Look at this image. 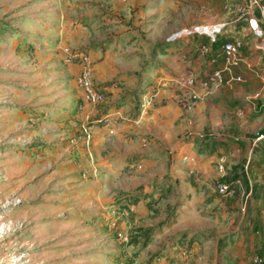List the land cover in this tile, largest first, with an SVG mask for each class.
<instances>
[{"label":"crops","instance_id":"obj_1","mask_svg":"<svg viewBox=\"0 0 264 264\" xmlns=\"http://www.w3.org/2000/svg\"><path fill=\"white\" fill-rule=\"evenodd\" d=\"M176 1L183 7L187 0ZM123 3L117 0L116 10L125 16L131 6L137 7L136 62L144 64L153 57L140 75L128 74L123 47H92L89 27L68 26L65 40L45 35L35 49L27 42L15 47L8 46L5 38L0 41V64L14 58L24 76L44 74L47 68L55 74L49 93L44 92L45 85L21 83L39 91L22 110H13L19 100L12 92L8 96L13 97L0 100V136L18 131L41 136L40 160L46 165L52 158L58 170L55 175L62 172L55 179L68 182L76 192L85 188V211L72 215L71 226L84 225L86 235L97 233L103 238L113 218L112 187L122 192L119 202L129 208L123 209L125 216L118 226L128 238L132 235L128 248L151 252L162 250L165 244L168 264H257L258 255L264 258V231L246 223V208L250 202L264 211V35L257 36L251 23L255 18L264 31L260 10H247L246 18L238 9L222 13L215 4L210 14L197 15L192 21L194 25L228 22V30L216 42L204 36L174 42L170 37L192 25L188 17L170 28L157 20L173 6L172 0ZM234 39L244 41L239 64L225 71L228 83L206 91L199 81L225 66L222 45ZM159 42L164 45L157 46ZM203 43L216 55L215 63L200 54ZM68 46L96 60L94 76L108 85L100 105L83 99L76 80L81 61L67 62ZM191 72L199 78L193 88L200 98L186 109L178 98L188 91L183 79ZM68 87L75 92H68ZM144 96L146 106H142ZM105 115L110 117L86 139L90 119ZM221 163L227 170L224 178ZM220 179L238 181L235 196L218 193ZM103 192V197L95 196ZM102 200L107 210L101 207ZM69 209L74 213L73 207ZM65 214L60 212V216Z\"/></svg>","mask_w":264,"mask_h":264},{"label":"rangeland","instance_id":"obj_2","mask_svg":"<svg viewBox=\"0 0 264 264\" xmlns=\"http://www.w3.org/2000/svg\"><path fill=\"white\" fill-rule=\"evenodd\" d=\"M172 1L174 4L169 6L164 17L157 18L169 28L175 24L173 22L180 23L186 17L193 26L192 20L197 15L210 14L215 4L222 13L231 8L243 10L250 4V0H187L181 7L178 1ZM118 2L122 3L121 0ZM116 7L117 0H0V41L5 38L8 46L15 47L27 42L35 49L39 45L37 42L43 43L41 40L45 35H58L65 40L68 26L89 27L93 29L92 47L102 50L123 47L126 54L122 60L129 67L128 74L140 75L142 67L150 65L153 57L145 59L144 64L136 62L135 52L139 44L133 32L138 28L135 25L137 7L131 6L127 16ZM156 45L161 47L164 44L159 42ZM67 50L79 48L68 46ZM14 61L10 58L0 64V100L13 97L8 96L12 92L19 100L13 110H22L39 91L23 87L21 83L28 81L30 84L45 85L44 92L49 93L55 74L47 68L44 74L24 76ZM64 63L63 59L62 65ZM67 89L71 94L75 92L73 87ZM99 118L94 117L90 122ZM28 133L18 131L13 135L0 136V264H74L77 261H101V264H114L115 261L122 264H155L156 261V264H168L167 245L164 244L162 250L149 252L148 249L128 248L133 241L132 235L128 242L120 239L119 214L124 208H129L119 202L122 192L116 188L111 187L110 196L115 202L111 203L112 209L109 207L118 223L114 227L109 225L111 218L102 233L103 238L97 233L86 235L84 225L77 228L71 226L75 220L72 215L75 217L85 211L82 209L86 202L85 188L76 192L74 188L70 189L68 182L55 179L62 172L55 175L58 170L52 158L46 165L40 160L43 156L38 143L41 136L34 137L33 133V136H28ZM105 192L95 196L103 197ZM100 203L107 210L104 201ZM70 207L74 208L72 214ZM246 209L249 211L246 223L256 226L255 230L262 227L264 231V211L250 202ZM61 211L66 214L60 216ZM108 234H111L109 238ZM117 243L119 247L115 246Z\"/></svg>","mask_w":264,"mask_h":264},{"label":"built area","instance_id":"obj_3","mask_svg":"<svg viewBox=\"0 0 264 264\" xmlns=\"http://www.w3.org/2000/svg\"><path fill=\"white\" fill-rule=\"evenodd\" d=\"M124 3L134 1V0H121ZM251 6V7H250ZM258 8L262 15V20L264 22V3H261L258 0H250V4L246 5V8L243 10H239L241 17L247 18V10H252L254 8ZM252 27L254 33L262 37L264 35V31L262 30L260 24L257 22L255 18H251ZM229 23L228 22H218L209 25H200L196 24L191 27H188L181 32L174 34L171 37L172 41H177L179 39L193 37V36H204L207 37L210 41L216 42L221 34L228 30ZM244 46V41L242 39H234L227 40L222 45V52L225 66L223 68L214 69L211 73H209L206 78L199 81L197 74L191 72L188 76L183 79L185 86L188 87V91L183 95L179 96L178 102L186 109H191L197 100L200 98L199 94L194 90V86L196 82H200V85L208 92L213 89H217L226 83L229 82L224 75L225 71L231 69L233 66L239 64L241 60V50ZM199 52L202 56L211 57V62L215 63L217 60L216 55L212 53V49L208 44H199ZM66 60L67 62L74 63L77 61H81V69L76 78L78 86L81 88L83 93V99L86 102L93 103L95 105H100L106 98V89L107 84L101 83L96 80L94 76V59L83 50H67L66 51ZM237 80H241V77H237ZM144 100L145 96H144ZM143 101L142 106H146L148 102ZM110 116L105 115L103 118L98 119L97 121L88 123L85 127L86 139H91L92 132L94 127L106 121ZM263 137V136H260ZM220 174L221 178L226 177L227 170L223 163L220 164ZM234 182H226L218 180L216 183V189L219 194L223 196H235L237 193V183ZM119 211V210H118ZM125 216V212L121 211L119 214V219ZM118 220L111 219L109 221V225L112 227L116 226ZM119 233V237L123 242H128V236L122 230ZM257 264H264V258L258 255L255 259Z\"/></svg>","mask_w":264,"mask_h":264},{"label":"trees","instance_id":"obj_4","mask_svg":"<svg viewBox=\"0 0 264 264\" xmlns=\"http://www.w3.org/2000/svg\"><path fill=\"white\" fill-rule=\"evenodd\" d=\"M224 178V177H223ZM228 180H226V182H227Z\"/></svg>","mask_w":264,"mask_h":264}]
</instances>
